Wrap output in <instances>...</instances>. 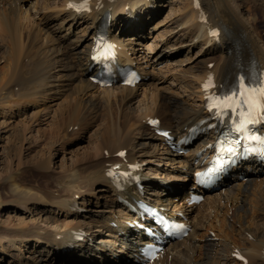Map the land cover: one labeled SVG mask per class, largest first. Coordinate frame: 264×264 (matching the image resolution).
Listing matches in <instances>:
<instances>
[{
	"label": "bare ground",
	"instance_id": "obj_1",
	"mask_svg": "<svg viewBox=\"0 0 264 264\" xmlns=\"http://www.w3.org/2000/svg\"><path fill=\"white\" fill-rule=\"evenodd\" d=\"M20 1L22 0H0V10L4 9L8 11L16 19L21 8ZM57 1L60 4L61 10L52 12L51 15H55L57 20H60L58 25L62 28L63 24L68 20L70 24L67 30H70L73 25L80 24L79 19L88 22L89 35L91 36H89L88 40H85L87 44L79 48L80 46L77 47L79 42L77 40V35L76 39L69 42L67 39H65V41L64 39H55V36L50 33L51 31L49 28L46 29L44 27L41 30L38 29L34 34H30V31L26 27L29 31L27 35V53L29 52L32 54V57L30 56V62L33 64L30 66L32 67L30 73L31 77L29 75V78L28 76L24 77L23 75L24 78L20 80L21 75L17 77L15 75L16 72L11 69V64L5 63L7 67L6 70L3 69V71H5L0 78V107L3 109H11V102L18 103L20 101L21 103H27L29 101H34L36 98H40L38 100L47 98L46 96L54 88V82L51 79L59 77V75H52V71L54 69L58 70L59 68L62 69L63 72L64 70L66 71L65 74L69 81H72V84L75 83L79 95L90 90L99 89L100 92L99 90L97 91L101 93L99 95L101 97L100 99H103L102 103L109 106L110 102L114 101L113 103L118 104L116 110H120L122 105L127 104L128 101L135 96L138 86L142 83L144 85L146 82L141 79L135 87H125L120 80L113 79L114 81L110 86L101 87V85L91 81L90 79L95 77L100 69V65L93 60L94 40L97 36L96 34L100 32L105 14H110V25L103 31H105L108 37L115 43L119 55L123 58L127 57L126 62L131 64L140 75L143 69L137 67L133 62L135 56L131 51L132 49L126 46L133 42L136 44L134 46H139L144 36L141 33L139 34L137 32L138 30L131 31L130 29H126V26L129 25V27H133L135 25V22L138 20L135 12V9L138 8L137 5L139 3H148L149 0H89L86 10L80 9L79 6L82 4L83 0ZM184 3V12L181 21L179 20L180 24H182V26L184 25V33L180 37H175L173 41H178L179 45H182L183 40L188 38L187 41L191 44L197 41H200V43L204 41L205 47H210L202 51L204 56L200 62L203 64L202 70L200 67H194L189 75L191 78H189L187 90L189 89V94L192 96L193 102L191 103L190 101L183 100L179 102L176 99L169 98L167 100L159 99L157 103L151 104L152 107H145L146 112L142 114L145 119V121L143 119V124H138V122L135 124L138 126L139 131L147 133L148 140L151 142L150 145H152V153H154L155 148L158 146L161 147L163 151L161 153L169 157L167 158V162H170V165L173 167L175 165L181 166V168L179 167L181 170L178 169L180 171H183V168L186 167V176L192 175L190 187H188V190L184 191L183 195L181 194L182 197L178 199L184 201V203H189L192 194L201 195V192H203L202 194H205V196L203 199L204 203L201 207H206L203 217L208 224L203 225L196 219L198 217L190 215L191 210H194L193 205L187 208L184 207V212L178 211V209L173 210L170 214L175 215L176 211L179 212L176 214V219L187 223L189 234L186 238L177 240L175 243H172L171 240H164L161 245L164 250H162L153 261H148L142 257L141 253L144 250L143 247L147 243L156 244L157 236L154 237L144 232V228L147 227L154 233L155 226L146 221L142 222V220L136 216L134 212L135 208L130 197L134 193H140L145 188L151 187V182L143 180V178L146 177L142 172V164L145 160H140L132 154L134 146H132L130 140L127 141L124 137L125 133L121 138L122 143L114 149L115 156L111 159L102 157L101 159H103V161L100 159L99 161L97 160L95 166L98 164V168L96 170L94 169L95 172L92 173L93 175L91 173H86V171L82 173L77 169H71L66 177L54 183L56 186L61 185L62 187L64 185V195L53 196V187L49 192H47V190H37L33 192L32 190L25 189L26 187L20 188L18 185L19 182L16 183L14 176L8 177L5 183L7 184L9 194H11V196L13 195L12 200L14 199L19 202H42L50 206L55 205L60 210L64 211H73L77 209L78 206L80 207L78 202L84 206L86 203V196L94 193L96 190L95 186L101 183L106 193L111 194L110 199L107 198L106 201L111 200V202L107 207L108 214L103 218L105 220L99 224V226L96 223V225L93 226V232L99 233L103 231L102 229L106 228L111 237L110 240H107V244L112 243L114 245L111 241L116 240L119 241V243L115 245H118L121 249L127 250V253H124L128 256V260H125V256L115 259L117 256L108 253L109 258L114 260V264H211L212 260L216 261L217 259L226 262L222 264H264V230L260 229V224L262 222H260L261 217L259 218V213H261L264 218V208H262L264 206V164L253 156L250 158L240 156L234 163L225 169L226 172L221 176L219 183L218 181L213 183L217 185L216 190H211L206 187V190L203 189L201 192H197V186L194 185L193 181L195 173L202 171L201 169L204 167L203 161L206 158V154L208 151H211L212 144L216 141L215 131H204L205 128L213 123L209 121L211 114L205 109V96L207 92L204 90V86L211 78L214 87L210 89V91L213 93L218 92L219 94L220 90H227L233 86L238 78V74L245 72L250 65H254L255 70L264 76V30H260L259 21H256L252 11L248 10L246 12V15H248L246 17L247 20L244 19V15H242V12L236 7V0H186ZM69 4L74 5V7H69ZM78 8L80 10H77ZM4 10L0 12L2 19H4V16L6 17L8 15L5 14L3 16ZM66 11H68V13ZM83 13H85L84 18H78ZM64 14L65 16H63ZM183 17H185L184 21ZM6 19L8 20V16ZM11 19V22L15 20L13 17ZM29 29L31 28L29 27ZM210 30H215L217 35L212 36L209 32ZM17 31V28L12 30L13 44L16 49L21 43V37ZM158 35L155 34V42L163 38V36ZM24 41L26 42V40ZM36 44H38V47ZM157 44L158 43L147 42L145 45L147 49L152 48V50H154ZM166 44H168V46L164 47V49H168L169 51L174 49L173 46L175 44H170L168 38L166 39ZM8 45H10V43ZM22 48H24V46H22ZM133 49V51H139L138 48ZM165 53V50H157L153 56L149 55L151 59L147 55L148 53H146L147 56L144 57V61H146L147 65L149 62L155 65L166 58ZM2 58L4 59V57ZM12 59H14V56ZM137 60H139V58H137ZM210 63H213L211 69L207 67ZM16 86L19 87L18 90L16 89L17 92L14 89ZM80 102H82V100ZM75 105L77 104L75 103ZM92 107L94 108L95 105H92ZM117 115H119V113H117ZM76 117L77 114L72 113L69 120H75ZM158 119V124H151L153 120ZM206 119L208 121L202 124ZM133 124L134 123L129 124V128H131V126L133 127ZM158 131L165 132V136L159 134ZM173 138L176 139L173 140ZM182 138L189 140V142L187 145L183 146L186 152L184 154H179L176 147L171 149V146H176L178 141ZM129 147L130 149L128 150ZM100 148L101 146L99 149ZM120 152L125 153L123 158L118 156ZM146 155H149V153L147 152ZM146 162L151 163L153 161L147 160ZM148 170L158 173L162 171V173H164L162 175H165L164 177L167 176L165 174V166L159 169L148 168ZM118 171L126 175V178H123V182L122 178H116ZM253 175L263 177L261 179H256ZM97 177L101 182L85 187L86 183H90ZM137 177L142 178L139 183L140 187L131 183L132 180ZM160 178H162V176ZM178 187L179 186L176 185H160L155 186L154 189L151 187V189H149L150 191L147 190L148 193H151L154 197H160L162 194V196H171L168 199L170 202H165L161 197H149L148 199L156 202L159 210L166 213L168 205L171 204L173 207L177 205L175 204V200L178 194L180 195ZM75 189L78 190L75 191ZM212 193L213 195H211ZM100 198H104V196ZM118 205H120V207H118ZM179 208H183V206L181 205ZM115 209L118 210V213H121L120 215L118 214L119 217L115 215ZM126 210H129V214ZM121 215L127 216H124L125 220L123 223L117 220V218H121ZM211 216L213 217L211 218ZM203 217L201 216V218ZM130 218L133 220L138 219L137 224L140 225L141 228L137 225L128 227L129 223L126 224V220ZM114 223L117 224L115 229L112 227ZM64 227L65 230L60 234L61 237H58L59 240L54 237L52 238V236H50L52 235L51 233L47 235V231L42 232V236H35L39 228L36 229L38 231L28 227H22L20 230L7 229V231L0 228V253H5L6 248L4 249L1 245V241L4 239L6 242L12 243L11 247H15V250L21 252V248L17 243H22L26 239L30 241L33 238L37 240L38 238H42L43 240L49 239V242H46L49 248L42 249L45 253L51 252L53 254L51 250L52 246L50 245L53 242L56 244L60 242L58 245L54 246L57 251L63 252L64 254V257H58L59 262L67 261L70 264L82 262L85 264L89 261L87 259L92 257V252L86 245L82 244L84 241L80 242L74 238L77 235L87 234L89 230H85L83 225L75 222L68 223ZM199 229L203 230L201 234L198 231ZM68 231L70 240L66 243L65 239L68 235ZM119 235H121L120 238H118ZM16 239H19V242H16ZM121 239L126 240V243ZM99 241L101 240L99 239L98 242ZM218 247H221L222 250L217 251ZM200 249L202 250L200 251ZM99 250H102V247H100ZM107 250L108 252L113 251L111 249ZM223 251L226 252L229 257H223ZM217 254L218 256L222 255V258H219ZM169 255H171L170 260ZM215 263L217 264V262ZM106 264H110V262L108 261Z\"/></svg>",
	"mask_w": 264,
	"mask_h": 264
},
{
	"label": "rangeland",
	"instance_id": "obj_2",
	"mask_svg": "<svg viewBox=\"0 0 264 264\" xmlns=\"http://www.w3.org/2000/svg\"><path fill=\"white\" fill-rule=\"evenodd\" d=\"M185 1L186 0H184V2ZM184 2L183 0H149L148 3H139L137 5L138 8L135 9V12L137 14L138 20L135 22L133 27H129V25H127L126 29H130L131 31L138 30L137 32L139 34L141 33L144 37L141 39L139 46H134L136 44L133 42L127 44L126 47L132 49L131 51L135 56L133 62L137 67L143 69L140 72V75L141 79H143L146 83L144 85L142 83L139 85L140 87L138 86L135 96L132 97L130 101L127 100L128 103L122 105L120 110H116V108H118V104L113 103L114 101L110 102L109 106L104 105V103H102L103 99H100L101 97L99 94L101 93H99V89L90 90L82 95H79L77 93V86L75 83H73V87L72 81H69L65 74L66 71L64 70L63 72L62 69L59 68L58 70L54 69L52 71V75H59V77L56 79H51L55 85L53 84L54 88L46 96L47 98L41 100H38L40 98H36L34 101H29L27 103H21L20 101L18 103L11 102V109H3L0 107L1 229H5L7 231V229L20 230L22 227H28L35 231L39 230L38 233H35V236H42V232L47 231V235L51 233L52 235L50 236H52V238L54 237L55 239L59 240L58 237H61L60 234L64 232V226L66 224L71 222L80 223L85 227V230L87 229L89 231L87 234L77 235L76 237H80L81 240L78 241H84L82 244L86 245L92 252V257L87 259L89 261L85 264H106L108 261L110 264H114V260L109 258L108 253L117 256L115 259L125 256V260H128V256L125 255L127 250L121 249L118 245H115L119 243V241H111L115 246L112 243L107 244V240H110L111 237L109 235V231L106 228L102 229L103 231L99 233L93 232V226H95L96 223L99 226V224L105 220L103 218L108 214L107 207L111 202V200L106 201L107 198L110 199L111 194L106 193L105 189L101 186V183L95 186L96 190L94 193L86 196V203L84 206L78 202L80 207L78 206V208L74 209L73 211L60 210L55 205L50 206L42 202H19L15 201L14 199L12 200L13 195L11 196V194H9L7 184L5 183L8 177L14 176L16 183L19 182L18 185L20 188L26 187L25 189L32 190L33 192L37 190H47V192H49L53 187V196L64 195V185L61 187V185L56 186L54 183H57L56 181L66 177L69 170L71 169H77L82 173H84V171H86V173H94L98 168V164L95 166L97 160L99 161L100 159L103 161V159H101L102 157L111 159L113 156H115L114 149L122 143L121 138L123 137L124 133V137L127 139V141L130 140L132 146H134V149H132V154L140 160H145V162L142 164V172L143 175H146V177H144L143 180L150 181L151 187H153L152 189H154L155 186L160 185L179 186L178 189L180 191V195L178 194L176 197V207H173L170 204L168 205L166 211L169 213L178 209V211L184 212V207L187 208L193 205L194 210H191L190 215L193 217H198L196 219H198L201 224H208L203 217L206 209V207H201L204 203L203 199L200 202L191 203H184V201H180V199H178L181 198L183 192L188 190V187H190L192 175L190 174L186 176V167L183 168V171H180L181 166L175 165L173 167L170 165V162H167V158L169 157L164 153H161L163 152L161 147L158 146L154 149V153H152L153 149L152 145H150L151 142L148 140L147 133L139 131L138 126L135 124L136 122L141 125L143 124L144 118L142 114H145L146 112L145 107H152L151 104L157 103L159 99L167 100L169 98L176 99L179 102L182 100L190 101L191 103L193 102V98L189 94V89L187 90V85L190 80L189 78H191L189 75L191 74L194 67H200L202 70L203 64L200 63L202 58H204L202 51H205L210 47H205L204 41H201V43L200 41H197L191 44L189 41H187L188 38L183 40L182 45H179L178 41H173L175 37H180L184 33V25L182 26V24H180L184 12ZM57 3V0H22L20 1V15L18 14L16 19L8 11H5L4 9L0 10V12L4 10L3 16L8 14V20L6 19L7 16H4V19H2L0 16V30H2L0 31V78L2 73L6 70L8 63L11 64L12 68H10L12 71L16 72L15 75L17 77L18 75H21L20 80L24 77H27L28 75L30 76L32 69L30 66L33 64L30 62L32 54L29 52L27 53V35L29 31L30 34H34L38 29L41 30L45 27L46 29H50V33L55 36V39H64V41L67 39L70 42L76 39L77 35V40L79 41L77 47L80 46L79 48H82V46L87 44L85 40H88L89 36H91L89 35L88 22L79 19L80 24L73 25L71 26L70 30H67L70 24L68 20L63 24L62 28L60 25H58L60 20H57L55 15H51L52 12L61 10L60 4ZM236 7H238L239 11L242 12L245 20H247L246 17L248 16L246 15V12L248 10L252 11L253 15H255L256 21H259L260 30H264V0H236ZM66 12L68 13V11ZM84 15L85 13L81 14L78 18H84ZM63 16H65V14ZM12 17L16 21L13 20L11 22ZM184 18L185 17H183V21ZM26 27L29 31L26 29ZM29 27L31 29H29ZM15 28H17V33L20 34L21 37V43L18 45L19 47H17V49L14 47L12 37V30ZM155 34H159L158 36H163V38L155 42ZM167 38L170 40V44H175L173 46L174 49H171V51L164 49V47L168 46V44H166ZM24 40H26V42ZM147 42L158 43L155 47V49L157 48L156 50H152V48L148 49L152 51V55L150 56H153L157 50H165L166 58L161 62L156 64L154 63L155 65L151 64V62H149L147 65L146 61H144V57L147 55L149 56L148 52H150L147 51L145 45ZM9 43L10 45H8ZM21 45L24 46V48H22ZM36 46L38 47V44H36ZM133 48H138L139 51H133ZM146 53L148 54L146 55ZM12 55L14 56V59H12ZM2 57H4V59ZM137 58H139V60H137ZM211 66H213V63L207 65L209 69L212 68ZM3 69L5 70L3 71ZM18 88L19 87L17 86L14 87L16 92ZM97 90H99V92ZM81 100L82 102H80ZM75 103L77 105H75ZM92 105H95V107L93 108ZM116 112L119 113V115H117ZM72 113L77 114L75 120H69ZM131 123H134L133 127L131 126V128H129V124ZM100 146L101 148L99 149ZM129 149L130 147L128 150ZM147 152L149 155H146ZM147 160L153 161L154 163H148L146 162ZM162 166H165V174L167 175L166 177H164L165 175H162L164 174L162 171H159L158 173L148 170V168L159 169ZM161 176L162 178H160ZM253 177L256 179H261L263 176L258 177L253 175ZM98 182L101 181L97 177L90 183H86L85 187H89ZM151 187L144 189V195L155 198L156 196L154 197L151 195V193H148ZM76 190L78 189H75V191ZM198 191L199 190L197 189V192ZM202 193L203 192H201V194ZM162 195H160V197L163 198L165 202H168V199L171 196ZM211 195H213V193ZM103 196L104 198H100ZM181 205L183 208H179ZM118 207H120V205H118ZM262 208H264V206ZM118 214L120 215L121 213H118V210H116L115 215H117V217H119ZM200 215L203 218H201ZM259 215V218L261 217L260 222H262L260 224V229L264 230V218L262 217L261 213H259ZM124 216L125 215H121V218H117V220L120 223H123L125 220ZM212 217L213 216H211V218ZM129 221L130 219H127L126 224H128ZM129 224L128 227H130ZM115 226H117L116 223L112 225L113 229H115ZM198 231L200 234L203 232L201 229ZM69 236L70 235L68 231V235L65 239L66 243L70 240ZM76 237L74 239H76ZM120 237L121 235L118 236V238ZM99 239L101 241L98 242ZM177 240L180 239L172 240L171 242L175 243ZM2 241L1 245L4 249H6L5 253H0V264H70L67 261H58V257H64L63 252L57 251L54 247L60 242L58 244L53 242L50 245L52 246V254L51 252L45 253L42 251L43 248H49L46 245V242H49V239L43 240L42 238H38L37 240L36 238H33L30 241H27L26 239L22 243H17L21 248V252L15 250V247H11V242H6L5 239ZM122 241L126 243V240ZM16 242H19V239H16ZM100 247H102V250H99ZM107 249H111L113 251L108 252ZM201 250L202 249H200V251ZM220 250H222V248L218 247L217 251ZM222 254L223 257H229L224 251ZM170 256L171 255H169V260ZM218 257L222 258V255ZM215 262H217V264H222L224 261L220 259H217L216 261L212 260L211 264H216ZM76 264L84 263L77 262Z\"/></svg>",
	"mask_w": 264,
	"mask_h": 264
},
{
	"label": "snow or ice",
	"instance_id": "obj_3",
	"mask_svg": "<svg viewBox=\"0 0 264 264\" xmlns=\"http://www.w3.org/2000/svg\"><path fill=\"white\" fill-rule=\"evenodd\" d=\"M84 6L86 7V0ZM69 7H74V5L69 4ZM212 35L217 34L212 33ZM98 58L97 56L93 57V59ZM208 87L209 85L206 84L205 89L207 90ZM208 100L209 111L215 110L218 117L229 111L237 116V119L232 122V131L242 137L243 140L264 145V137L253 134L251 130L252 126L264 122V83L251 85L246 82L244 76H241L234 90L222 96H210ZM240 142V140L235 141L237 144ZM225 150L228 154L235 152L233 147H228ZM119 155H123V153ZM212 171L214 169L209 171V176Z\"/></svg>",
	"mask_w": 264,
	"mask_h": 264
}]
</instances>
